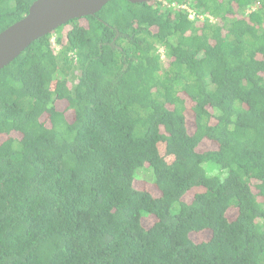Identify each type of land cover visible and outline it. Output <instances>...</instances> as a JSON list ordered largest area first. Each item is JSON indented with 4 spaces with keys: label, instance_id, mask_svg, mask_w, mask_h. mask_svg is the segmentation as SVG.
<instances>
[{
    "label": "trees",
    "instance_id": "obj_1",
    "mask_svg": "<svg viewBox=\"0 0 264 264\" xmlns=\"http://www.w3.org/2000/svg\"><path fill=\"white\" fill-rule=\"evenodd\" d=\"M0 264H264V0H111L0 70Z\"/></svg>",
    "mask_w": 264,
    "mask_h": 264
},
{
    "label": "water",
    "instance_id": "obj_2",
    "mask_svg": "<svg viewBox=\"0 0 264 264\" xmlns=\"http://www.w3.org/2000/svg\"><path fill=\"white\" fill-rule=\"evenodd\" d=\"M111 0H35L28 13L0 32V70L32 42L72 19L94 15ZM147 3L152 0H128Z\"/></svg>",
    "mask_w": 264,
    "mask_h": 264
},
{
    "label": "rangeland",
    "instance_id": "obj_3",
    "mask_svg": "<svg viewBox=\"0 0 264 264\" xmlns=\"http://www.w3.org/2000/svg\"><path fill=\"white\" fill-rule=\"evenodd\" d=\"M207 144H209V143H207ZM138 173V172H137ZM149 175H150V173L149 172H144V173H141L140 174V172L137 174V176H136V179H135V181H143V180H145L146 182H148L147 181V179H149ZM150 178H151V176H150ZM151 180V179H150ZM149 183V182H148ZM139 188L141 187H143V185L142 184H138L137 185ZM144 186L146 187L147 186V184L146 183H144ZM150 188V190H153V192H155V194H156V190H155V188H153L152 186H150L149 187Z\"/></svg>",
    "mask_w": 264,
    "mask_h": 264
},
{
    "label": "built area",
    "instance_id": "obj_4",
    "mask_svg": "<svg viewBox=\"0 0 264 264\" xmlns=\"http://www.w3.org/2000/svg\"><path fill=\"white\" fill-rule=\"evenodd\" d=\"M183 7H186V6H183ZM187 8V7H186ZM188 9V8H187ZM190 10V12H191V17H193L194 16V12L191 10V9H189Z\"/></svg>",
    "mask_w": 264,
    "mask_h": 264
},
{
    "label": "clouds",
    "instance_id": "obj_5",
    "mask_svg": "<svg viewBox=\"0 0 264 264\" xmlns=\"http://www.w3.org/2000/svg\"><path fill=\"white\" fill-rule=\"evenodd\" d=\"M189 9H191V8H189ZM194 13H195V11L193 10V9H191ZM190 11V10H189ZM194 16H196V13L194 14ZM194 16L193 17H191V12H190V17L191 18H194Z\"/></svg>",
    "mask_w": 264,
    "mask_h": 264
}]
</instances>
